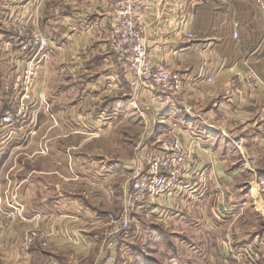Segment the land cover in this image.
Segmentation results:
<instances>
[{"label": "crops", "instance_id": "1", "mask_svg": "<svg viewBox=\"0 0 264 264\" xmlns=\"http://www.w3.org/2000/svg\"><path fill=\"white\" fill-rule=\"evenodd\" d=\"M142 1L152 7L143 19L150 57L197 79L184 89L183 104L163 113L142 98L135 100L144 124L137 138L159 147V121L164 131L177 125L202 137L184 186L165 195L156 208L191 204L187 213L204 218L203 228L218 232L217 239L202 246L216 254L225 238L228 254L231 239L256 264H264V7L259 0ZM4 2L0 0L3 114L16 109L26 64L9 38L10 18L32 9L31 28L50 39L52 51L35 82L27 121L0 127V219L11 223L0 239V264H106L103 227L114 216L123 189L127 192L133 165V138L124 125L128 117L115 111L122 99L133 96V87L110 50L112 0ZM189 31L194 38L187 36ZM251 70L258 76L256 87L245 82ZM234 135L243 139L242 148L227 139ZM36 227L46 237L25 251V235ZM66 232L82 244L73 243ZM201 252L191 260L189 254L182 258L206 264ZM180 258V252L173 254L177 262Z\"/></svg>", "mask_w": 264, "mask_h": 264}, {"label": "built area", "instance_id": "2", "mask_svg": "<svg viewBox=\"0 0 264 264\" xmlns=\"http://www.w3.org/2000/svg\"><path fill=\"white\" fill-rule=\"evenodd\" d=\"M259 3L264 7L260 0ZM151 9V5L142 0H112L108 36L114 63L123 73L130 75V83L138 99L142 98L156 111L163 113L183 104L184 89L197 78L186 77L165 60L155 61L150 57L143 19ZM32 12L29 8L21 9L9 20L12 29L9 38L18 47L19 57L26 64L21 68V86L15 111L3 114L0 102V127L28 118L33 106L35 82L41 77L51 56L50 39L31 28L28 16ZM238 26L235 22V39L239 36ZM187 36L194 38V33L189 31ZM207 80L213 79L207 77ZM245 82L256 87V72L249 71ZM201 138L191 128L174 125L161 135L159 147H149L144 138L137 141L123 210L110 218L103 227L101 249L106 264H115L117 255L125 250L123 242L130 237L134 214L141 210L147 211L150 203L157 204L172 189L177 191L184 186V177L192 171L197 151L202 147ZM227 139L233 147H243L241 137L234 135L227 136ZM2 204L3 197L0 194V213ZM10 224L9 220L0 219V239ZM66 236L76 245L82 244L75 235L66 232ZM45 237L38 227L31 229L25 235L23 248L29 251L37 241ZM227 244L230 254L223 264H256L255 258L245 249L236 248L231 239H228Z\"/></svg>", "mask_w": 264, "mask_h": 264}, {"label": "rangeland", "instance_id": "3", "mask_svg": "<svg viewBox=\"0 0 264 264\" xmlns=\"http://www.w3.org/2000/svg\"><path fill=\"white\" fill-rule=\"evenodd\" d=\"M6 1L7 2H4L5 5H8V1L11 0ZM10 17L11 15L7 16V18ZM132 93L133 96H131L129 100L122 99V101H120V104L115 107V111L121 112L120 115L123 112H126L125 119H127V117L128 119L124 125L129 130V133L131 134L130 136L133 138V143L131 144L130 149L131 154L134 155L135 146L137 144L136 140L138 139L137 134H140V130L142 126H144V124L142 118H140L139 114L136 113L137 106L135 104V100L137 101L138 97L133 88ZM104 117H106V115ZM118 118L119 117L117 116V121H120L121 119ZM29 123L30 120L28 124ZM160 123L162 122L159 121L156 125V137L158 138L164 133V130L159 127L160 125L158 126V124ZM35 124H37V119ZM108 125L109 124H107V126ZM99 129L100 128L97 127L94 132H97V130ZM95 138L99 139L101 138V136L99 134H96ZM126 181H129V178ZM127 183L128 182H126V184ZM94 184L98 185L99 183L94 182ZM171 192L175 193L176 191L172 189L170 193ZM124 198L125 191L123 189L122 198L116 200L115 204L113 205L115 206L114 216H117L122 212L123 209L121 208L120 210V207H122L124 203ZM158 203L159 201L157 202V205ZM157 205L155 203H150L148 206L149 209L147 211H139L134 214L130 237L126 242H123L125 250L123 251V253L117 255L115 264H190L187 257L186 260H183L184 258H182V256L185 257L187 254H189L191 260V257H193V255H196V253H199V251L201 250V254H203L204 257H206L207 255L208 261L206 262V264L224 263L226 256L230 254H227V252L225 251L227 250V247L225 245V238H222L221 241L224 245L222 244V246H220L219 249L216 250V254H214V252L210 250V246L208 248H206L205 245L202 246V242L204 243L207 240L213 241L214 239H217L216 236L218 235V232L215 229L203 228L204 226H206V223L202 222H207L204 218H201L196 214H190L189 212L191 211L189 210V212L187 213L186 209L187 207H191V204L190 206H187L185 208L181 206L180 208L174 210L171 208L167 210L157 209ZM193 207L197 209L196 206ZM252 217L255 219V221L259 220L257 215L252 214ZM261 220L264 221V217L261 218ZM259 230L262 231L263 229ZM179 252L181 254L180 259L182 261L177 262L173 259V254H178Z\"/></svg>", "mask_w": 264, "mask_h": 264}]
</instances>
